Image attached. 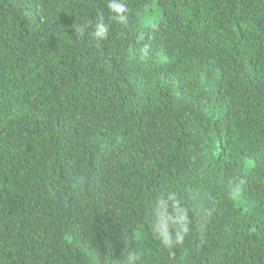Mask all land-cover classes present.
Returning <instances> with one entry per match:
<instances>
[{
	"label": "trees",
	"instance_id": "1",
	"mask_svg": "<svg viewBox=\"0 0 264 264\" xmlns=\"http://www.w3.org/2000/svg\"><path fill=\"white\" fill-rule=\"evenodd\" d=\"M0 264H264V0H0Z\"/></svg>",
	"mask_w": 264,
	"mask_h": 264
},
{
	"label": "clouds",
	"instance_id": "2",
	"mask_svg": "<svg viewBox=\"0 0 264 264\" xmlns=\"http://www.w3.org/2000/svg\"><path fill=\"white\" fill-rule=\"evenodd\" d=\"M110 7H112L117 12H123L124 11V8L122 5L112 4V5H110ZM121 19H123V17H121ZM105 31H106V29L103 26H101L99 31L97 32V35L98 36L103 35Z\"/></svg>",
	"mask_w": 264,
	"mask_h": 264
}]
</instances>
